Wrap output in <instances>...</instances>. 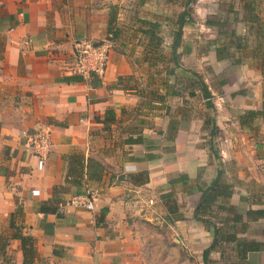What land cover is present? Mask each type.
Returning <instances> with one entry per match:
<instances>
[{
    "label": "crops",
    "instance_id": "crops-1",
    "mask_svg": "<svg viewBox=\"0 0 264 264\" xmlns=\"http://www.w3.org/2000/svg\"><path fill=\"white\" fill-rule=\"evenodd\" d=\"M128 3L0 0V264H161L147 254L154 247L172 263L174 243L197 249L204 264L212 235L193 209L217 172L230 191L218 203L232 208H217L215 224L259 242L263 249L246 261L264 264V117L239 123V115L264 109V0H234L217 9L224 27L205 24L215 30L205 41L214 71L224 66L231 75L214 83L230 91L226 106L204 81L214 109L179 78L180 63L172 76L166 70L174 64L160 68L147 32L154 20ZM84 38L112 44L102 76L73 69L74 44ZM192 98L203 109L199 118ZM41 126L50 130L51 150L40 167L28 138ZM90 192L92 209L58 211ZM167 192L182 215L174 222L160 198ZM232 246H216L209 264H235Z\"/></svg>",
    "mask_w": 264,
    "mask_h": 264
},
{
    "label": "rangeland",
    "instance_id": "rangeland-1",
    "mask_svg": "<svg viewBox=\"0 0 264 264\" xmlns=\"http://www.w3.org/2000/svg\"><path fill=\"white\" fill-rule=\"evenodd\" d=\"M129 1L127 9H130L131 11L135 12L136 15L138 13L139 16L143 17L145 21H148V19L154 20L152 22L154 26L155 31V47L156 48V57L158 60L159 66H161V69H165L169 67L170 65H173L174 63L171 60V49H170V43L172 40V21L174 19V16L182 9L181 3L183 0H127ZM234 0H196V2L192 5V23L189 25H186L183 30V38H182V44L180 48L177 50L180 53L179 57V63L182 66V71H177V75L182 80H189L191 82H194L196 86H198V78H195L192 76L191 71L194 73H200V77L203 78V81H205L209 86L212 85V90H215L216 96H214V100L221 96V102L219 100V104L222 106H226L229 103L231 94H228L230 91L228 89L219 88L217 86L216 89L214 87V83H217L221 77L224 79L226 77H230L231 75L228 72V70L224 71V66H219L217 72L214 71V58L212 56L213 53H211V49L207 48V43L205 42L207 39H211L215 35V30L213 28H209L205 25V21L207 19L215 20V16L217 9L219 8H227V5L233 2ZM160 40L159 44L157 43ZM251 44V46L256 45ZM190 51L191 53H184L185 51ZM229 63V62H228ZM163 67V68H162ZM225 72V73H224ZM168 75V74H167ZM219 75V77H217ZM165 76V72L159 74V77L163 78ZM171 76V75H169ZM219 78V79H218ZM220 81V80H219ZM228 90V91H227ZM197 99H193L190 106H191V115L195 114V118H199V115L203 114V109L197 105L196 102ZM205 111V110H204ZM219 114V112L215 111H209L210 114ZM233 114L232 116H234ZM193 117L192 120H196V123H194L193 129H198V120ZM224 120L220 122L219 124L224 125ZM235 124V127L232 126L234 130H240L239 126ZM219 128L221 129L220 125ZM220 141V140H219ZM218 141V142H219ZM217 142V145L219 146V143ZM209 173H212V171H209ZM209 177V175H208ZM211 177V175H210ZM193 203V199H192ZM177 237V235H175ZM174 245L177 247L178 244ZM174 247V252L171 253L173 260L172 263L166 259L164 256L165 252L160 250L159 248H153L151 251H148L147 254L150 257H153L156 255V258L161 260V264H183L182 263V254L188 253V262L184 264H198V250L190 249L185 251V249H182L181 246L179 248ZM156 253V254H155ZM212 257H216L215 253L211 254ZM151 259V258H150ZM184 262L187 261V259H183Z\"/></svg>",
    "mask_w": 264,
    "mask_h": 264
},
{
    "label": "trees",
    "instance_id": "trees-1",
    "mask_svg": "<svg viewBox=\"0 0 264 264\" xmlns=\"http://www.w3.org/2000/svg\"><path fill=\"white\" fill-rule=\"evenodd\" d=\"M196 2V0H183L181 3L182 9L174 16V19L172 21L173 29H172V40H171V60L174 63V67L171 69H167L168 75H174L175 74V68L179 67V57L180 53L177 51L181 44H182V38H183V29L186 25H189L192 23V5ZM205 24L207 25H219V27H224L225 23L219 22L216 20L207 19L205 21ZM148 31L150 34V44L155 47V41H154V26L153 24L149 25ZM220 33H227V31H219ZM260 35V31L258 32L257 36ZM157 38V43L159 44L160 40ZM236 43V42H235ZM230 42H228L227 45H229ZM239 44V43H237ZM261 46V43L258 42L254 49L259 50ZM217 57L220 58L221 55L217 53ZM224 56V55H223ZM225 58L229 57V55H225ZM259 60L261 63L263 62L264 65V56L261 54L259 56ZM192 76L195 78H198V87L201 90V96L206 99V106L209 108L214 109V105L211 101L212 94L210 90L208 89L207 84L203 81V78L200 77L198 73H194L191 71ZM264 75V72H263ZM194 84V82H192ZM196 85V84H194ZM192 86V85H191ZM193 95V93H191ZM264 117V109L261 111L256 110H249L245 112L242 115H239V123L240 124H247L250 125L251 121L257 117V116ZM217 131V126L215 124V121L213 120L212 126L210 129V136L211 140L212 137H214L215 133ZM217 156V155H215ZM220 172H217L216 177L214 180L210 183L209 186H206V188H202L201 195L199 198V201L197 202L196 206L193 209V217L196 220H199L203 227L211 232L212 235V242L211 244L202 250L201 258L204 264H209L210 260V254L214 250L216 246H219V244L223 243H233V246L231 247V252H234L235 257V264H248L246 261V255L249 252L253 251H260L263 249L262 245L259 242L256 241H247L240 239L236 237L234 232H224L222 227H218L214 222V211L218 208L223 211L230 210L232 206L229 204H224V202L218 203L219 197L226 198L230 195V191L228 190L229 187L226 185H218V175ZM160 198L165 201L166 209L169 215H167V219L170 220V222H174L175 220L181 219L182 215L178 212L177 208V202L172 199L171 193H162L160 194ZM223 203V204H222ZM215 207V208H214ZM254 213H258L259 211H250ZM261 212V211H260ZM227 220V219H226ZM23 243L25 241H28L27 238H22ZM234 247V248H233ZM221 254H225V250H221ZM246 261V263H245Z\"/></svg>",
    "mask_w": 264,
    "mask_h": 264
},
{
    "label": "built area",
    "instance_id": "built-area-1",
    "mask_svg": "<svg viewBox=\"0 0 264 264\" xmlns=\"http://www.w3.org/2000/svg\"><path fill=\"white\" fill-rule=\"evenodd\" d=\"M110 36V35H109ZM112 44L109 40L92 41L81 39L74 44L73 69L83 76H102L109 61ZM29 146L37 157L38 166H42L51 150L50 130L47 126L37 128L28 138ZM66 206L85 209L93 208V194L73 195L58 208L62 212Z\"/></svg>",
    "mask_w": 264,
    "mask_h": 264
}]
</instances>
